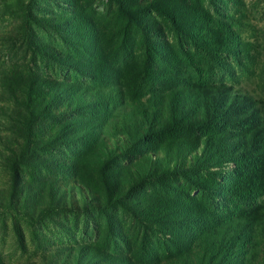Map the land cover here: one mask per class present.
I'll use <instances>...</instances> for the list:
<instances>
[{"label": "rangeland", "instance_id": "1", "mask_svg": "<svg viewBox=\"0 0 264 264\" xmlns=\"http://www.w3.org/2000/svg\"><path fill=\"white\" fill-rule=\"evenodd\" d=\"M0 264H264V0H0Z\"/></svg>", "mask_w": 264, "mask_h": 264}, {"label": "trees", "instance_id": "2", "mask_svg": "<svg viewBox=\"0 0 264 264\" xmlns=\"http://www.w3.org/2000/svg\"><path fill=\"white\" fill-rule=\"evenodd\" d=\"M207 148H208V145L206 144Z\"/></svg>", "mask_w": 264, "mask_h": 264}]
</instances>
